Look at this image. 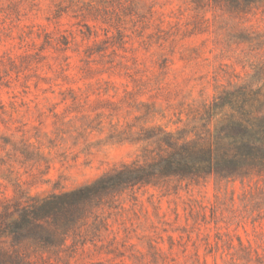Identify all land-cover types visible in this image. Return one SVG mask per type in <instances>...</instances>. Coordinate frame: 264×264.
<instances>
[{
  "label": "rangeland",
  "instance_id": "obj_1",
  "mask_svg": "<svg viewBox=\"0 0 264 264\" xmlns=\"http://www.w3.org/2000/svg\"><path fill=\"white\" fill-rule=\"evenodd\" d=\"M262 114L264 0H0V264L254 244L261 177L147 167Z\"/></svg>",
  "mask_w": 264,
  "mask_h": 264
},
{
  "label": "trees",
  "instance_id": "obj_2",
  "mask_svg": "<svg viewBox=\"0 0 264 264\" xmlns=\"http://www.w3.org/2000/svg\"><path fill=\"white\" fill-rule=\"evenodd\" d=\"M242 1L253 3L262 0ZM239 110L243 112L244 107ZM221 129L213 141L204 146L188 141L179 144L171 140L168 133H164L168 150L147 169L152 175L159 174L160 178H175L191 183L205 182L209 179L215 182L244 181L253 176L261 177L264 181V114L255 123L245 121L239 116H231L227 122L221 124ZM123 168L128 171H117L114 176L100 179L97 185L103 187L106 184L129 181L131 178L127 177L132 174L129 166ZM53 203L44 204L40 208H50V204L54 206ZM55 215L58 219L63 214ZM237 244L238 246H230L227 249L208 247L201 254L196 249L190 254L183 250L180 255L173 254L172 250L152 248L146 253L138 252L135 255L123 256L119 262L105 260L90 264H208V260H211V264H264L263 233L256 236L254 244L250 242L245 244L241 238H237ZM64 264L84 263L69 260Z\"/></svg>",
  "mask_w": 264,
  "mask_h": 264
}]
</instances>
